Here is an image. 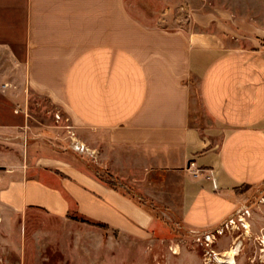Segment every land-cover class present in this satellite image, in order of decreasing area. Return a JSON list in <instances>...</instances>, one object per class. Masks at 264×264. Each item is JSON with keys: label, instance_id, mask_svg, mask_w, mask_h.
Returning <instances> with one entry per match:
<instances>
[{"label": "crops", "instance_id": "1", "mask_svg": "<svg viewBox=\"0 0 264 264\" xmlns=\"http://www.w3.org/2000/svg\"><path fill=\"white\" fill-rule=\"evenodd\" d=\"M181 5L0 0V261L145 264L157 216L207 233L264 187V0Z\"/></svg>", "mask_w": 264, "mask_h": 264}, {"label": "rangeland", "instance_id": "2", "mask_svg": "<svg viewBox=\"0 0 264 264\" xmlns=\"http://www.w3.org/2000/svg\"><path fill=\"white\" fill-rule=\"evenodd\" d=\"M148 1L151 3L152 0ZM211 1L214 6H217V8L220 5H224L225 8L234 9L240 13H243L244 10H252L255 2V0ZM137 2H140V0H137ZM181 2L182 8L180 9L179 14L172 13L170 16L176 21L175 25L177 27L182 26L188 28V11L190 10V6H192L193 9L196 7V10L198 11H203L204 0H181ZM184 5L185 8L183 7ZM204 17L203 13H198L195 17L197 19L196 21L194 20V17H192V24H195V26L203 30L205 24ZM217 17L219 19L216 20V28L219 31L222 28L227 30L225 22L222 20H230L233 16L218 15ZM232 25L235 26V23ZM224 34L227 36L225 31ZM42 104L44 105V103ZM60 117L62 119L60 122L64 125L67 124V120L62 116ZM263 197L264 187H260V189L247 197V202L244 206H246L251 213V218L247 220L248 226H250L247 234L243 232L241 228L239 232L229 228V230L224 231L223 235H215L214 242H212L213 244L210 248L205 246L203 240V234L205 232L188 231L178 222L169 220L168 218L160 219L157 216L156 220L161 228V232L158 231L154 233L157 240L155 246L151 243L152 238H150L151 246L148 250V254L143 255L145 264H222L217 261L216 257H221L224 252L229 251L232 247L235 248V245H239L240 251L235 257V264H264V247L262 245L264 239V201L259 203ZM241 207L237 209H240ZM254 213H257L260 216V221L255 224H253ZM215 229H212L210 232L215 234ZM197 239H200V241L196 242ZM211 251H214V257L210 256ZM137 256L138 255L133 254H118L116 264H132V260H135ZM7 258V262L0 261V264H16L17 261L15 260V256L8 255Z\"/></svg>", "mask_w": 264, "mask_h": 264}, {"label": "built area", "instance_id": "3", "mask_svg": "<svg viewBox=\"0 0 264 264\" xmlns=\"http://www.w3.org/2000/svg\"><path fill=\"white\" fill-rule=\"evenodd\" d=\"M54 119L56 122H60L62 120L61 117L59 116V114H54ZM69 148L73 152L78 153V154L88 153V150L85 149L84 145H80V143H73L72 142L69 145ZM192 166H194V164L190 163V167H192ZM198 172L199 171H196V172H194V174H197ZM212 181H213V179H212ZM263 201H264V197L262 198V200H260L259 203H261ZM250 218H251V213L246 206H242L240 209H237L232 215H230V217H228V219L224 223H222L221 225H219L218 228L215 229V234H213L211 232H207V233L203 234V240L205 242V246L207 248H210V246L213 244L212 242H214L215 235L221 236V235H223L224 231L229 230V228L236 230L238 232L240 231V228H241L243 230V232L246 233V223L248 224L247 220H249ZM199 241H200V239L196 240V242H199ZM210 256L214 257V251H211ZM206 264H209V263H206Z\"/></svg>", "mask_w": 264, "mask_h": 264}, {"label": "bare ground", "instance_id": "4", "mask_svg": "<svg viewBox=\"0 0 264 264\" xmlns=\"http://www.w3.org/2000/svg\"><path fill=\"white\" fill-rule=\"evenodd\" d=\"M249 227L250 226H248V224L246 223V234L249 231ZM262 245L264 247V239ZM239 252H240L239 245L238 246L235 245V248L232 247V249H230L229 251L224 252L221 257L217 256L216 259L219 263L222 264H235V257L239 254Z\"/></svg>", "mask_w": 264, "mask_h": 264}]
</instances>
